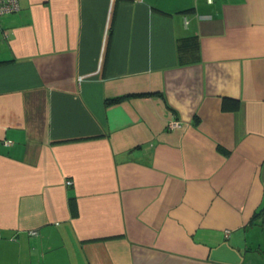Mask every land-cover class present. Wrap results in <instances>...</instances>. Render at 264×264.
<instances>
[{
  "label": "crops",
  "instance_id": "0c3cea01",
  "mask_svg": "<svg viewBox=\"0 0 264 264\" xmlns=\"http://www.w3.org/2000/svg\"><path fill=\"white\" fill-rule=\"evenodd\" d=\"M18 1L0 264H264V0Z\"/></svg>",
  "mask_w": 264,
  "mask_h": 264
},
{
  "label": "built area",
  "instance_id": "2783aa9c",
  "mask_svg": "<svg viewBox=\"0 0 264 264\" xmlns=\"http://www.w3.org/2000/svg\"><path fill=\"white\" fill-rule=\"evenodd\" d=\"M18 9H19V1L18 0H0V16L7 14V13L16 12ZM168 126H170V127H181V123L172 119L168 122ZM66 183L70 184L71 180H66ZM1 236H2V233L0 230V237Z\"/></svg>",
  "mask_w": 264,
  "mask_h": 264
},
{
  "label": "trees",
  "instance_id": "16d2710c",
  "mask_svg": "<svg viewBox=\"0 0 264 264\" xmlns=\"http://www.w3.org/2000/svg\"><path fill=\"white\" fill-rule=\"evenodd\" d=\"M222 106H223V108L230 107V108H232V109H237V107H238V102L235 101V100H233L232 102H230V104H227V105H226V103H225V99H224V102H223Z\"/></svg>",
  "mask_w": 264,
  "mask_h": 264
},
{
  "label": "rangeland",
  "instance_id": "374dc122",
  "mask_svg": "<svg viewBox=\"0 0 264 264\" xmlns=\"http://www.w3.org/2000/svg\"><path fill=\"white\" fill-rule=\"evenodd\" d=\"M262 226H264V224H262L261 222L258 223L257 227L262 229Z\"/></svg>",
  "mask_w": 264,
  "mask_h": 264
}]
</instances>
